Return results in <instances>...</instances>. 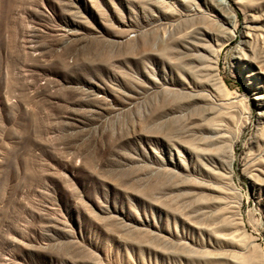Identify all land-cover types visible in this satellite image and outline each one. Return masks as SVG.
Here are the masks:
<instances>
[{
	"label": "rangeland",
	"instance_id": "1",
	"mask_svg": "<svg viewBox=\"0 0 264 264\" xmlns=\"http://www.w3.org/2000/svg\"><path fill=\"white\" fill-rule=\"evenodd\" d=\"M0 264H264V0H0Z\"/></svg>",
	"mask_w": 264,
	"mask_h": 264
}]
</instances>
